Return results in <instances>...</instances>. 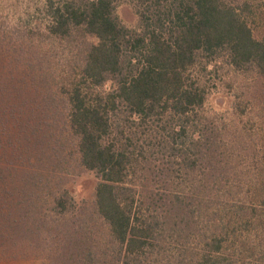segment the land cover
Returning a JSON list of instances; mask_svg holds the SVG:
<instances>
[{
	"label": "trees",
	"instance_id": "1",
	"mask_svg": "<svg viewBox=\"0 0 264 264\" xmlns=\"http://www.w3.org/2000/svg\"><path fill=\"white\" fill-rule=\"evenodd\" d=\"M39 11L44 23L0 37V254L19 239L21 259L51 251L49 264H264V131L255 165L237 172L204 80L219 56L264 78L251 27L264 0H43ZM77 35L95 39L80 63L51 65L50 48ZM67 156L97 176L95 234L64 187Z\"/></svg>",
	"mask_w": 264,
	"mask_h": 264
},
{
	"label": "rangeland",
	"instance_id": "2",
	"mask_svg": "<svg viewBox=\"0 0 264 264\" xmlns=\"http://www.w3.org/2000/svg\"><path fill=\"white\" fill-rule=\"evenodd\" d=\"M42 2L43 0H0V37L15 38L17 24L44 23L43 16L39 11ZM117 13L122 23L127 27L135 28L137 26V17L128 3L120 4ZM251 27L255 38L260 39L264 36L263 19L253 20ZM84 42H95V39L82 38L77 35L68 46L50 48L51 51L48 55L51 57V65H61L62 68L66 65L79 64ZM216 60L210 63L208 71L204 73L207 92L205 112L214 121L210 125L215 128L214 132L218 136L219 150H233L230 164L234 165L237 172L247 171L255 165L256 152L263 145L261 143L263 140L260 141L259 137L261 131H264V78L258 75L252 67L235 70L221 56ZM237 104L242 106L240 113L236 111ZM64 146L66 147L67 143ZM66 149L68 148L66 147ZM72 158L74 159V155ZM67 159L70 167L68 174H64L62 177L65 178L63 179L64 187L73 196L79 211L85 216L91 217L90 221L92 220V222L84 227L95 234L102 230H99L100 225L103 226L96 216L93 205L95 187L98 182L97 176L92 171L79 168L70 157L67 156ZM236 178L239 179V175ZM16 242L14 247L7 248L3 254H0L1 260L21 259L22 255H28L24 243L22 245L19 239ZM48 255L51 256V251L43 253L37 259L28 257L27 260H38L49 264L51 262L46 257Z\"/></svg>",
	"mask_w": 264,
	"mask_h": 264
},
{
	"label": "crops",
	"instance_id": "3",
	"mask_svg": "<svg viewBox=\"0 0 264 264\" xmlns=\"http://www.w3.org/2000/svg\"><path fill=\"white\" fill-rule=\"evenodd\" d=\"M0 264H46L43 261L27 260V259H2Z\"/></svg>",
	"mask_w": 264,
	"mask_h": 264
}]
</instances>
